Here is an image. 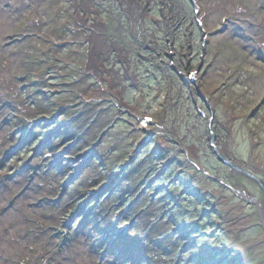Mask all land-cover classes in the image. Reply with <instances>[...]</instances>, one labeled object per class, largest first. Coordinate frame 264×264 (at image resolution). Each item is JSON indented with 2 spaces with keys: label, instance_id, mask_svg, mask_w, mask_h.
I'll return each instance as SVG.
<instances>
[{
  "label": "rangeland",
  "instance_id": "1",
  "mask_svg": "<svg viewBox=\"0 0 264 264\" xmlns=\"http://www.w3.org/2000/svg\"><path fill=\"white\" fill-rule=\"evenodd\" d=\"M0 264H264V0H0Z\"/></svg>",
  "mask_w": 264,
  "mask_h": 264
},
{
  "label": "water",
  "instance_id": "2",
  "mask_svg": "<svg viewBox=\"0 0 264 264\" xmlns=\"http://www.w3.org/2000/svg\"><path fill=\"white\" fill-rule=\"evenodd\" d=\"M192 1H193V0H192ZM201 97H202V99L206 100V98H205L203 95H201ZM216 153L218 154V156L220 157V159H221L223 162L228 163V161L225 160V159L223 158V156L221 157V154H220V153H218V152H216ZM219 154H220V155H219Z\"/></svg>",
  "mask_w": 264,
  "mask_h": 264
}]
</instances>
